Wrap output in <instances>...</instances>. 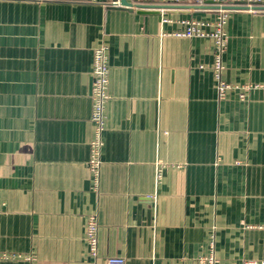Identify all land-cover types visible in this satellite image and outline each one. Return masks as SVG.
<instances>
[{
  "label": "crops",
  "instance_id": "0c3cea01",
  "mask_svg": "<svg viewBox=\"0 0 264 264\" xmlns=\"http://www.w3.org/2000/svg\"><path fill=\"white\" fill-rule=\"evenodd\" d=\"M144 4L155 7L0 0V264H195L211 245L218 264L264 260V9H227L224 78L252 85L241 99L219 98L211 39L173 34L215 9L170 8L162 22L166 5ZM101 44L109 98L94 187ZM94 213L96 257L84 238Z\"/></svg>",
  "mask_w": 264,
  "mask_h": 264
},
{
  "label": "built area",
  "instance_id": "2783aa9c",
  "mask_svg": "<svg viewBox=\"0 0 264 264\" xmlns=\"http://www.w3.org/2000/svg\"><path fill=\"white\" fill-rule=\"evenodd\" d=\"M136 4H144L148 2H158L166 6H161L160 12L162 14V22H171L172 19L165 15L170 8L167 5L185 4L189 6H197L205 3V0H130ZM217 4L233 3L238 1L246 2H260V0H213ZM113 6H121L119 0H110ZM189 10L194 8L189 7ZM216 15L214 18H183L177 20L181 26L173 34L184 37H202L209 38L213 43L211 71L219 98H223L228 91L238 90L239 97L243 99L245 93L252 87V85L238 86L228 82L224 78L225 65L223 63V54L227 47L228 36L225 31V24L227 21V9H215ZM92 112L91 121L93 123V136L90 141V153L87 160V167L92 175L94 187L99 183L100 168H101V149L103 145L102 134L105 129V108L109 98L108 83H109V63L107 46L99 45L93 50L92 61ZM256 87V86H253ZM161 168L157 167V181L160 179ZM97 230L98 221L97 215L90 214L86 217L84 223V238L88 248V252L92 257L97 255ZM103 264H125V260L120 256H109L104 258ZM195 264H218V260L213 252V246L206 255L198 256ZM243 264H264V260H246Z\"/></svg>",
  "mask_w": 264,
  "mask_h": 264
},
{
  "label": "water",
  "instance_id": "95a60500",
  "mask_svg": "<svg viewBox=\"0 0 264 264\" xmlns=\"http://www.w3.org/2000/svg\"><path fill=\"white\" fill-rule=\"evenodd\" d=\"M122 7H126L129 9L135 8L140 12L149 11L153 9L155 6L147 5V4H136L130 2L128 0H119ZM158 7V6H157ZM169 8H178V7H192L197 9H249V10H263L264 2H246V1H238L233 3L226 4H217L213 0H205V3L197 6H177V5H169Z\"/></svg>",
  "mask_w": 264,
  "mask_h": 264
}]
</instances>
